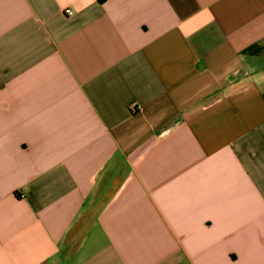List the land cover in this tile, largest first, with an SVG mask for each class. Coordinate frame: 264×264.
Masks as SVG:
<instances>
[{"label": "crops", "instance_id": "0c3cea01", "mask_svg": "<svg viewBox=\"0 0 264 264\" xmlns=\"http://www.w3.org/2000/svg\"><path fill=\"white\" fill-rule=\"evenodd\" d=\"M0 264H264V0H0Z\"/></svg>", "mask_w": 264, "mask_h": 264}, {"label": "built area", "instance_id": "2783aa9c", "mask_svg": "<svg viewBox=\"0 0 264 264\" xmlns=\"http://www.w3.org/2000/svg\"><path fill=\"white\" fill-rule=\"evenodd\" d=\"M66 14L72 15L73 14V10L71 8L66 9Z\"/></svg>", "mask_w": 264, "mask_h": 264}]
</instances>
